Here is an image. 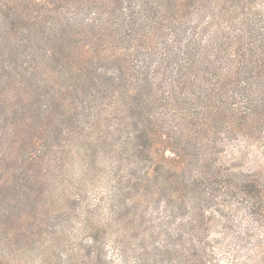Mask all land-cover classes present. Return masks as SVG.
<instances>
[{
    "label": "trees",
    "instance_id": "16d2710c",
    "mask_svg": "<svg viewBox=\"0 0 264 264\" xmlns=\"http://www.w3.org/2000/svg\"><path fill=\"white\" fill-rule=\"evenodd\" d=\"M261 140L264 0H0V264L50 241L106 264L95 222L48 202L85 143L145 226L125 264H211L214 223L229 264L236 233L264 225Z\"/></svg>",
    "mask_w": 264,
    "mask_h": 264
},
{
    "label": "rangeland",
    "instance_id": "374dc122",
    "mask_svg": "<svg viewBox=\"0 0 264 264\" xmlns=\"http://www.w3.org/2000/svg\"><path fill=\"white\" fill-rule=\"evenodd\" d=\"M87 145L88 143H85L84 147L78 144L66 164L63 157L62 163L52 168V174L48 178V202L56 211L75 208L78 214L82 215H73L74 220L80 219L76 221L78 227L81 225L80 221L86 225L95 222V227L91 230L95 250H100L101 258L106 264H125L119 254L123 255L124 251L130 252V246H136L139 241L134 233L139 235L140 229L145 226L136 224L134 220L127 223L121 219L134 209L120 207L124 195L122 183L115 182L119 179L118 174H115L116 163L107 154L94 153ZM249 149L252 150L250 155L252 164L253 162L264 164V140L256 141ZM97 152L104 153L103 150ZM57 156L61 158L60 154ZM130 196L132 198L133 193ZM141 207L140 203L139 208ZM154 214L156 213H151L149 217L153 218ZM137 219L139 223L141 221L139 212ZM211 232L214 235L207 240L206 252L207 257L211 259L210 263L217 264V223H214ZM238 234L236 233L237 236L231 240L229 264H264V225L253 226L248 235ZM76 235L81 238L86 232L78 230ZM75 240L73 242L80 246L79 240L77 238ZM50 244L51 246L44 245L45 252L33 250L24 256L26 264H92L84 250L72 254L69 251L67 254L64 246L56 247L51 241ZM38 248L43 250V247ZM226 255L222 251L221 256ZM223 264H228V261Z\"/></svg>",
    "mask_w": 264,
    "mask_h": 264
}]
</instances>
